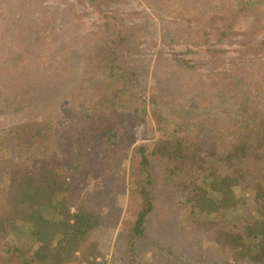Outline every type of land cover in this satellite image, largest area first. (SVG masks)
Masks as SVG:
<instances>
[{
  "label": "trees",
  "instance_id": "16d2710c",
  "mask_svg": "<svg viewBox=\"0 0 264 264\" xmlns=\"http://www.w3.org/2000/svg\"><path fill=\"white\" fill-rule=\"evenodd\" d=\"M182 1L179 5L171 2L161 17L173 27L163 33L166 42L179 37V30L186 32L190 26L183 22H188L186 17L191 14H205L211 23L217 18L228 20L229 31L239 17L257 14L264 4V0ZM198 1L202 3L199 7ZM104 26V32L75 38L82 43L76 58L79 68L65 71L64 77L68 74L76 77L78 90H92L90 96H83L88 100L75 99L78 92L73 95L75 106L71 111L80 115L75 128L65 126L62 131L54 123L59 118L47 116L34 121L12 118V122L0 127V264H98L96 257L101 252L92 240V233L116 223L106 216L108 208L101 197L107 193L108 188H104L107 180L98 181L97 189L88 184L95 171L117 174V168L126 163L131 168L128 192L137 194L141 202L126 230V239L134 246L146 238L150 217L156 209L149 190L154 161L164 165L165 176L169 178L165 184L176 193L179 191L180 199L184 198L181 207L191 221L212 232L217 251L230 255L235 264H264V209L251 227L243 225L239 229L236 220L226 219L228 211L238 219L234 213L239 198L237 188L253 190L254 200L264 208V71L246 79L241 76L231 86L225 75H217L214 85L221 86L218 93L194 92L190 97L189 101L197 107L193 103L178 110L165 101L167 105L159 109L157 95L136 104L138 82L128 83L135 79L136 73L127 70L115 49L125 45L126 37L119 34L113 39L117 26L112 31ZM254 27L250 25L246 31L250 33ZM7 29L8 25L0 23L11 82L50 86L56 74L52 69H56L59 60L48 56L42 37L36 35L35 45L25 47L18 41L20 32L8 34ZM188 32L193 33L190 29ZM202 34L204 40L200 43L209 41L205 37L209 33ZM227 34L222 31L221 38ZM92 36L99 37L92 39ZM93 44L95 48L89 51ZM262 51L264 40L252 48L254 54ZM100 72L104 74L99 75ZM95 83L97 87L93 89ZM1 84L0 115L9 106V97L2 92L4 83ZM166 97L161 98L168 100ZM15 101L9 106L14 105L15 116L33 103ZM148 106L152 108L150 115L157 124L158 138L152 144H140L128 156L127 148L119 150L122 143L115 118L127 121L128 116L138 111L143 118ZM97 134L102 135L99 142L94 138ZM251 160L260 166L240 167ZM180 179H185L182 191L178 187ZM205 218L208 221L204 223ZM171 249L157 244L147 258L135 262L159 264V256L166 253L167 260L175 264L184 257V263L180 264H228V259L211 261L203 252L181 257Z\"/></svg>",
  "mask_w": 264,
  "mask_h": 264
},
{
  "label": "rangeland",
  "instance_id": "374dc122",
  "mask_svg": "<svg viewBox=\"0 0 264 264\" xmlns=\"http://www.w3.org/2000/svg\"><path fill=\"white\" fill-rule=\"evenodd\" d=\"M171 2L183 3L182 0H94L91 2L21 0L20 3H15L14 0H0V23L8 25V34L20 32L18 41L25 47L35 45L33 39L36 35L42 37L41 41L48 56L60 61L55 65L56 69H52L56 74L55 81L50 86L39 84L34 87L22 82L12 83L7 76L10 65L6 60L8 51L6 43L3 42L4 34L0 35V83L1 85L4 83L2 92L9 97V106L10 102H16L15 100L33 102L28 109L17 116L12 112L14 105L8 106L6 111L4 109V113L0 115V127L8 125V122H12V118L34 121L47 116L59 118V121L54 123L58 127L61 126L62 131L66 127L75 128L80 115H74L71 111L74 105L73 95L78 92L79 97L75 99L85 100L86 97L83 96H90L92 90H84L86 92L78 90L76 77L69 74L68 77H64L67 74L65 71L79 68L76 58L79 56V50H82L79 47L82 43L80 38L76 40L75 38L86 33L91 35L104 32L105 24L109 31L117 26L115 30L118 31L114 30L111 36L113 39L119 34L126 37L125 45L115 46V49L118 58L123 59L124 65L129 68L127 70L136 73L135 79L128 82H138L136 92L139 102L136 101V104H142L143 98L149 99L151 95H157L160 97L156 108H163L167 105L165 101H168L171 107L179 110L180 107H189L194 103L189 101L194 92L218 93L221 86L214 85L217 75H225L226 83L231 86L234 80H239L241 76L246 79L250 78L251 74L259 75L264 71V55H262L264 51L258 54L252 52V48L264 40V4L257 14L247 13L245 17H239L229 31L226 29L228 20L222 21L217 18L211 23L204 16L205 14H191L186 17L188 22H183L185 26L190 27H185L186 32L179 30V37H174L169 43L164 41L163 33L173 28L172 23L163 21L161 17L166 13V6ZM198 3L199 7L202 3L199 1ZM250 25L255 27L249 33L246 29ZM133 26L134 31H131ZM188 29L193 33L190 34ZM126 31L130 32L126 34ZM204 31L209 33L205 36L209 41L200 43L204 40L202 34ZM222 31L228 32L223 38H221ZM95 37L99 36H92V39ZM94 48L93 44L89 51ZM70 53L74 55V60ZM96 87L95 83L93 89ZM89 89H92V84ZM139 91L142 94L138 93ZM162 96H168L166 97L168 100H163ZM151 107H147L143 118L139 116L140 111L128 116L127 121L121 122L120 117L115 118L120 128L122 143L119 150H122V147L127 148L128 156L130 151L138 148L140 144L149 145L158 138L157 124L150 115ZM195 113L198 114V111ZM94 138L99 142L102 140V135L97 134ZM233 164L238 163L233 162ZM162 165L154 161L153 184L149 190L156 209L150 217L146 238L135 243L134 246L128 243L126 230L141 202L137 194L128 192L131 181L130 166L128 163L120 165L116 170L117 174L111 173L112 171L104 174L94 172L88 185L97 189L98 181L107 180L104 184V188H108L107 193L102 194L101 197L108 208L106 216L116 223L114 227L107 224L92 233V240L96 242L101 252L96 257L98 264H137L142 258H147L146 256L157 244L168 245V248H172L171 250L181 257L182 254L187 256L203 252L211 258V261L228 259V264H235L230 255L227 257V254L216 250L217 245L212 241V232L205 231L188 217L187 212L181 207L184 198L180 199L177 194L179 191L176 193L172 186L165 184L169 178H166V170ZM245 166L256 168L260 163L251 160L240 165L243 169ZM184 181L185 179L178 180L180 191ZM95 194L98 195L97 192ZM236 194L239 198L234 213L238 219H235L232 211H228L226 219L232 222L236 220L239 229L243 225L251 227L253 222L261 217L263 205L254 200V191L249 188H237ZM44 214L48 216L47 213ZM206 221L208 218L203 220L204 223ZM167 256L166 253L159 256L158 261L161 260L159 264H175L172 260L173 263L168 261Z\"/></svg>",
  "mask_w": 264,
  "mask_h": 264
}]
</instances>
